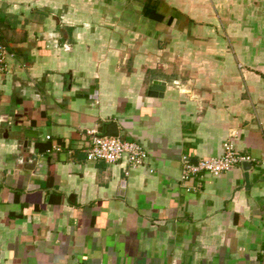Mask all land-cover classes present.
<instances>
[{
  "label": "crops",
  "instance_id": "obj_1",
  "mask_svg": "<svg viewBox=\"0 0 264 264\" xmlns=\"http://www.w3.org/2000/svg\"><path fill=\"white\" fill-rule=\"evenodd\" d=\"M0 34V264H264V0H0ZM109 122L143 165L86 159ZM225 141L251 165L180 179Z\"/></svg>",
  "mask_w": 264,
  "mask_h": 264
},
{
  "label": "built area",
  "instance_id": "obj_2",
  "mask_svg": "<svg viewBox=\"0 0 264 264\" xmlns=\"http://www.w3.org/2000/svg\"><path fill=\"white\" fill-rule=\"evenodd\" d=\"M11 55L0 34V73L7 70V59ZM52 148L56 151L61 149L56 144ZM222 148L221 155L202 157L196 161L187 155H182L180 179H190L200 172L218 175L243 162L254 160L249 154L239 153L231 141H225ZM85 157L90 161L106 163H117L124 160L130 168H134L145 163L147 152L136 141L123 139L119 136H101L90 131L89 144L85 148Z\"/></svg>",
  "mask_w": 264,
  "mask_h": 264
},
{
  "label": "water",
  "instance_id": "obj_3",
  "mask_svg": "<svg viewBox=\"0 0 264 264\" xmlns=\"http://www.w3.org/2000/svg\"><path fill=\"white\" fill-rule=\"evenodd\" d=\"M158 90H163V82L155 80L150 85L148 94H157ZM97 131V134L101 136H118L119 134L115 122L106 123L105 125L99 127ZM242 165L249 167L251 165V162L246 161L243 162Z\"/></svg>",
  "mask_w": 264,
  "mask_h": 264
}]
</instances>
